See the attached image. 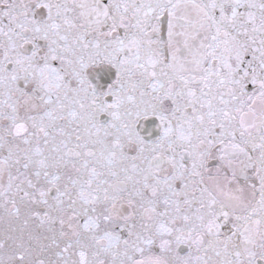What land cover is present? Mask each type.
<instances>
[{"label":"snow or ice","instance_id":"6c2138e0","mask_svg":"<svg viewBox=\"0 0 264 264\" xmlns=\"http://www.w3.org/2000/svg\"><path fill=\"white\" fill-rule=\"evenodd\" d=\"M0 264H264V0H0Z\"/></svg>","mask_w":264,"mask_h":264}]
</instances>
